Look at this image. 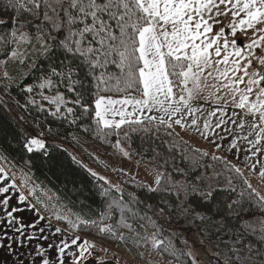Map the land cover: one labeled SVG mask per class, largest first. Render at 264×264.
<instances>
[{
  "label": "snow or ice",
  "instance_id": "1",
  "mask_svg": "<svg viewBox=\"0 0 264 264\" xmlns=\"http://www.w3.org/2000/svg\"><path fill=\"white\" fill-rule=\"evenodd\" d=\"M82 233L264 264V0H0V264H106Z\"/></svg>",
  "mask_w": 264,
  "mask_h": 264
},
{
  "label": "trees",
  "instance_id": "2",
  "mask_svg": "<svg viewBox=\"0 0 264 264\" xmlns=\"http://www.w3.org/2000/svg\"><path fill=\"white\" fill-rule=\"evenodd\" d=\"M69 148L71 149L70 145H69ZM85 162L89 163L90 166L96 168L102 174L108 175L111 179H113V180L117 179V176L115 173H111L110 171L103 169L102 166H98L96 164H93L91 161H89L87 159L85 160ZM13 163H15V161H13ZM9 166H11V165H9ZM34 171L36 172V177L38 178V182H42L43 185H45L47 188L51 189L54 194H59V192L64 190V185L60 181H58L54 176H52L51 173H48L46 171V169L37 168V169H34ZM76 210H78V206H77ZM82 235H85L87 237H93V238H96L102 242L109 243L111 245L116 246V242L104 239L100 236L88 235L86 233H82ZM105 262H106V264H115V262H111V261H105Z\"/></svg>",
  "mask_w": 264,
  "mask_h": 264
},
{
  "label": "rangeland",
  "instance_id": "3",
  "mask_svg": "<svg viewBox=\"0 0 264 264\" xmlns=\"http://www.w3.org/2000/svg\"><path fill=\"white\" fill-rule=\"evenodd\" d=\"M8 167H9V170L11 171V166H8ZM17 177H19V172H17ZM60 226L63 227L64 225L61 224ZM87 238L95 240V242L97 244V248L95 249V255L92 258H90L92 260H99L102 258L104 261L115 262V260L117 258H119V257L126 258V256H127L126 251L123 249H119L114 245L102 242V241H100L96 238H93V237H87ZM102 248H107L108 252L106 253L105 251L102 250ZM113 254H116V255H113ZM121 264H124L123 259L121 260Z\"/></svg>",
  "mask_w": 264,
  "mask_h": 264
},
{
  "label": "crops",
  "instance_id": "4",
  "mask_svg": "<svg viewBox=\"0 0 264 264\" xmlns=\"http://www.w3.org/2000/svg\"><path fill=\"white\" fill-rule=\"evenodd\" d=\"M253 183H254V184H256V183H258V181H256V180H253Z\"/></svg>",
  "mask_w": 264,
  "mask_h": 264
}]
</instances>
